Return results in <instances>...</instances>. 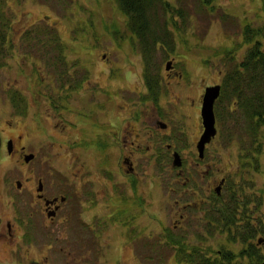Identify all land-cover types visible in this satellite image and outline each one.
<instances>
[{
    "label": "rangeland",
    "instance_id": "rangeland-1",
    "mask_svg": "<svg viewBox=\"0 0 264 264\" xmlns=\"http://www.w3.org/2000/svg\"><path fill=\"white\" fill-rule=\"evenodd\" d=\"M168 1L175 18L168 26L175 49L168 51L160 44L162 41H158V47L162 46L166 54L160 48L155 53L159 70L153 76L159 78L160 94L152 101L145 98L152 93L143 94L145 62L139 43L131 34L116 0H0V15L10 20L14 40L11 53L0 66V232L7 220H15V216L27 223L38 178L48 189L54 185L64 186L62 178L57 177L58 170L65 172L70 162L63 127H69L74 120L78 125L70 129L85 126L94 134L90 121L75 119L77 112L83 111V119L90 115L93 119L95 107L93 123L97 124L101 114L99 107H165L169 110L186 107L182 110L186 116L177 113L165 118L169 129L163 143L172 141L183 159H191L192 141L202 131L199 108L205 86L221 83L227 68L241 62L247 48L256 41L264 51V0H211L206 5L203 0ZM48 26L55 29L64 43L63 66H49L45 61L58 53L55 46L37 51V47L25 48L22 43L25 30H44ZM246 28H251L255 34L252 38L246 36L248 41ZM168 60L173 61L180 77L167 75ZM148 74L150 76V71ZM218 107H222V103ZM16 110L23 115L14 114ZM72 111H75L74 116ZM222 136L218 135L206 148L205 163H209L213 171L210 179L225 174L231 176V182L235 181L236 198L248 211L242 219L238 214L236 218L240 222H236L253 227L252 238L242 240V226L231 223L222 226V220L218 221L217 230L209 234L208 220L206 214L203 215L205 205L194 208V202L199 199L190 192L193 182L181 186L182 178L174 174L168 158L164 166H148L146 161L151 160L147 153L146 157H141L146 163L145 171H140L136 180L137 189L142 187L145 191V205L134 202L128 215L117 213V224L125 223V227H120L127 231L125 234L106 229L95 233L96 241L92 244L84 241L89 238L84 234L82 243L79 237L74 238L77 226L66 224L59 225L50 234L37 232L36 244L41 250H44L43 245H52V254L55 250L57 255H53V259L59 261L55 264H196L194 260L203 253L221 248L232 249L237 254L245 249L244 262L248 260L246 255H251L254 256L252 264H264V127L260 130L258 167L251 171H236L239 166L243 170L244 166L237 156L238 144L225 142ZM231 140L237 142L239 138L234 136ZM80 142L78 146L84 145L85 150L74 151L79 155L76 167L79 169L84 163L83 170H86L87 163H96L95 157L86 156L88 144L103 146V143L88 133ZM8 143L11 152H8ZM89 152L93 150L90 148ZM26 155L33 158L26 162ZM103 174L108 175V171ZM91 176L93 178V174ZM120 177L117 171V182L123 180ZM17 181L21 183L20 188ZM228 196H223L226 201ZM213 198L216 199L214 204L222 203L215 193ZM185 204L191 205L185 207ZM79 206L77 213L92 227L89 204L85 201ZM96 211L102 214V210ZM65 217L67 213L58 221ZM68 234L74 240L66 244ZM125 241L127 243L123 244ZM7 248L2 240L0 263L14 259L7 256L4 251Z\"/></svg>",
    "mask_w": 264,
    "mask_h": 264
},
{
    "label": "flooded vegetation",
    "instance_id": "flooded-vegetation-1",
    "mask_svg": "<svg viewBox=\"0 0 264 264\" xmlns=\"http://www.w3.org/2000/svg\"><path fill=\"white\" fill-rule=\"evenodd\" d=\"M167 75L170 77L181 76L174 66L170 70H167ZM215 84L222 85V83H213L210 85ZM146 93L147 89L145 87V93L143 94L146 95ZM99 108H101V114L97 117V124L93 123L95 119L94 112H97L95 111V107H93V119L91 115L83 119L81 116L83 111L77 112L74 116L76 110L72 111V115L77 121L78 119L88 120L92 123L94 134L90 128L85 126L78 127L77 130L70 129L78 125L74 120L71 121L69 127L66 125L63 127L64 131L62 135L68 146L65 147V149L69 151L70 162L65 166L67 168L65 172L58 170L59 173H57V177L62 178L64 186L58 187L54 185L51 189H48L47 184H45L41 178H38L37 187H35V189H38L39 182L42 184V189L40 191L37 190L35 200L31 203V211L28 215L27 223L17 218L18 216H15V220H7L6 226L3 229L4 232L2 230L0 232V242L5 240L8 246L4 251L9 258H14L13 260L8 258L9 260L1 262L0 264H55L54 262H59L53 259L57 257L55 250L52 254L51 244L43 245L44 250H41L36 244L37 232H46L50 234V232L53 229L55 230L59 225L70 224L72 227L76 225L77 232H75L76 236H74V238L79 237L82 241L84 234H87L89 238L86 237L84 241L92 244L96 241L93 237L95 233H101L106 229L109 231H118L120 235L125 234L127 231L120 228L125 227V223L117 224V213H121L125 216L128 215L131 211L130 205L134 202L145 205V191L142 187L137 189L136 182L140 171H145L146 163L142 162L141 157H146V154L149 153L148 159L151 161L146 162H148L149 165H147L151 167L153 165L164 166L167 158L172 161V155L174 152H178V148L177 145L170 140L163 143V138L169 129V125L165 118L172 115L176 116L177 113L186 116L184 111H182L186 107H173L172 110L166 109L165 107ZM89 111L90 110L87 112ZM214 114L216 134L210 142L205 145L203 156L200 157L198 155L196 148L197 141L203 131L202 128L196 140L192 141L194 150L189 149L192 155L191 159H183L180 155L182 160L181 166H172L174 174L182 178L181 186L185 187L187 184L190 185V182H193V186H189L191 189L190 192L194 197L198 196L199 199V201L194 202V208L196 209L197 206V208L200 209L204 204L205 210L203 211V215L213 208L215 200V198H213V193L223 202L226 200L223 196L232 193L236 184L235 181L231 182V176L227 177L225 174H221L218 179L215 177L210 179L213 171L211 165L205 163L206 148L215 142L218 135H223L222 138L225 142L238 144L239 153H237V156L243 161L241 164L244 166H242L243 170H241L239 166L236 171L255 170L259 162V154L255 149V146H259L260 144L258 127L256 128V132L245 130L238 132L237 135H241L245 143L249 144L250 141H252V145H254L253 149L243 151V149L240 148L239 142L228 141L231 139L232 134H227V132L222 131L215 108ZM86 133L101 141L103 146H93L91 143L88 144L86 156L91 155V158L95 157L96 163H87L88 168L83 170L86 164H81L79 169L76 167L78 165L77 161L79 160V155L74 151L79 150V148H84V145L83 147L78 145H81L80 141H83ZM90 148L93 150V153L89 152ZM228 154L229 152L226 153V155ZM151 163L152 165H150ZM91 167H93V170H91ZM106 171H108V175L103 174ZM117 171H120V175L122 176L120 178L123 179L119 182L116 181ZM91 174H93V178ZM195 178L199 180L196 181ZM70 183L73 185L65 186ZM217 188H219V191L216 190ZM174 190L177 191V188ZM86 194L87 197L85 196ZM85 201L86 204H89L87 209L92 212L90 216L92 227L91 223L82 220L81 214L79 215L77 213V211L80 210L79 205H83ZM40 202H42L41 206ZM38 203L39 207L37 206ZM189 205L191 204H185V207ZM96 210H102V214ZM63 213H67L68 217L63 218L62 221H58ZM180 218H182L181 215ZM69 235L71 234H68L67 237H69ZM74 238L69 237L66 239V244L71 240L73 241ZM111 241L113 242L112 237ZM126 243L125 241L123 244ZM111 245H113V243L111 244L110 242L109 246L111 247ZM60 250L63 252L61 247ZM67 253L69 255L70 252L68 251Z\"/></svg>",
    "mask_w": 264,
    "mask_h": 264
},
{
    "label": "trees",
    "instance_id": "trees-1",
    "mask_svg": "<svg viewBox=\"0 0 264 264\" xmlns=\"http://www.w3.org/2000/svg\"><path fill=\"white\" fill-rule=\"evenodd\" d=\"M210 1L203 0V4L206 5ZM116 4L126 17L131 34L138 41L140 53L145 62L143 72L144 85L147 93H152L151 96H145V98L154 101L160 94L159 78L153 76L155 71L159 70L158 63L154 60L155 53L160 48L163 54H166L162 46L158 47V41H162L160 44H163L168 51L173 52L175 49L171 32L168 30L169 24L175 21V18L172 17V13L170 12V2L168 0H116ZM179 12L176 11L178 14ZM180 13L183 16L182 12ZM3 16L1 13L0 66H2L5 58L11 53L14 47V40L11 38V35L13 36L11 22L5 16L4 19ZM43 29L36 31L35 29L29 28L25 30L21 37L22 43L25 44V48L32 47L31 49H36L37 47V51L41 48L55 46L58 53L53 55L54 58L53 56L44 57L45 61L49 66H63L65 64V57L63 55L64 43L53 27ZM244 33L245 37L251 36L252 38L255 36L254 30L251 28H246ZM40 35H43V37H40ZM246 40L248 41L249 38L246 37ZM259 45L260 42L256 41L254 45L247 48L241 62H234L227 68L221 82V93L214 105L222 131L227 132V134H232L231 139L237 136L239 138L237 142L240 143V148L243 151L253 149L254 145H252V141L249 144L245 143L241 135H237L238 132H242L243 130L256 132V128L258 127L260 135V130L264 127V51ZM44 53H49V51ZM149 71L151 73L150 76L148 74ZM63 85L64 82H62ZM71 89L73 87H70ZM17 93L21 95L19 91ZM15 99L18 100V97ZM220 103H222V107H218ZM18 108L16 107L17 110ZM67 108L65 107V109ZM17 110L14 114H18L19 116L23 115L21 111L17 113ZM231 139L228 141L231 142ZM255 149L257 152L261 150V136L260 144L259 146H255ZM235 193V190L230 193L228 200L223 201V204H213L211 212L206 213V220H208L206 228L209 234L217 230V223L222 220L224 222L221 224L222 226L229 223L235 226H242L244 233L241 234L242 240H247L254 236L255 230L249 224H237L240 221L237 220L236 216L240 214V219H242L245 217L244 213L248 211L244 209V206H240L241 201L236 198ZM221 229L224 230L223 228ZM230 230L231 227L229 228V232H231ZM236 230H239V228L237 227ZM195 248L198 247H194L193 249ZM244 250L242 249L237 254L232 249L221 248L215 252L203 253L194 262L196 264H252L251 261L254 259V256L246 255L248 260L246 262L243 261V256H245Z\"/></svg>",
    "mask_w": 264,
    "mask_h": 264
},
{
    "label": "water",
    "instance_id": "water-1",
    "mask_svg": "<svg viewBox=\"0 0 264 264\" xmlns=\"http://www.w3.org/2000/svg\"><path fill=\"white\" fill-rule=\"evenodd\" d=\"M172 62L167 61L165 68L166 70L171 69ZM220 94V85L216 84L213 86H206L204 88V93L202 95V102H201V108H200V115H201V122L203 131L200 135V138L197 141L196 148L198 155L200 157L203 156L205 145L210 142V140L215 136L216 134V127H215V115H214V102L218 98ZM8 152H11V146L8 143ZM33 155H26L25 161L29 162V159H32ZM182 164L181 157L178 152H174L172 155V165L173 167H179ZM17 187H20V182H16ZM41 190V182L39 183L38 191ZM219 191V188L216 189ZM259 239L258 241H260ZM262 241V240H261Z\"/></svg>",
    "mask_w": 264,
    "mask_h": 264
},
{
    "label": "bare ground",
    "instance_id": "bare-ground-1",
    "mask_svg": "<svg viewBox=\"0 0 264 264\" xmlns=\"http://www.w3.org/2000/svg\"><path fill=\"white\" fill-rule=\"evenodd\" d=\"M218 205V204H217ZM203 210H205V207H203ZM211 212V210H208V212H206V213H210Z\"/></svg>",
    "mask_w": 264,
    "mask_h": 264
}]
</instances>
